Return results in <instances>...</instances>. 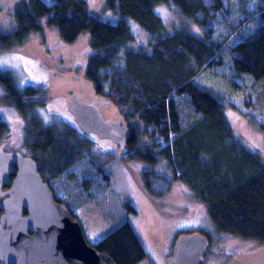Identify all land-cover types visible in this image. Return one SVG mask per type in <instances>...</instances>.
I'll use <instances>...</instances> for the list:
<instances>
[{
	"label": "trees",
	"instance_id": "16d2710c",
	"mask_svg": "<svg viewBox=\"0 0 264 264\" xmlns=\"http://www.w3.org/2000/svg\"><path fill=\"white\" fill-rule=\"evenodd\" d=\"M166 2L174 3L186 19L201 29L202 35H195L185 26L170 30L155 12V5ZM104 4L108 13L111 11L119 19L111 22L92 14L87 0H20L11 11L13 29L0 30V52L18 50L29 34L41 33L44 27L67 43L85 34L91 53L86 58L84 78L94 95L108 98L121 117L126 121L136 119L143 126L127 121L131 131L127 151L131 158L151 164L157 158L165 160L168 172L164 171L161 183L157 173L150 177L151 181L144 182L155 188L149 190L159 196L169 190L174 180L181 181L206 205L216 230L264 241V159L237 138L226 114L225 99L193 81L205 69L221 65L224 55L228 56L224 62L233 76L249 77L257 83L264 80V0L257 12L259 26L236 41L234 36L254 14L244 15L233 24L230 13L223 14V0H104ZM218 14L222 15L227 33H215ZM126 18L148 33L145 46L134 44L135 35ZM0 87L27 123L25 144L51 190L49 181L56 182L63 176H69L72 182L80 180L86 190L96 177L109 184L110 175L94 156L87 166L89 175L82 173L75 178L76 165L83 162L89 147L83 143L86 134L68 123L61 128L43 125L35 110L45 102L41 87H20L2 68ZM178 95L187 97L195 113L186 127L181 124L175 101ZM148 126L152 127L150 137L157 134L160 138V147L159 143L145 148L135 146L136 136L141 129L146 133ZM259 127L264 132V123ZM4 129L0 122V132ZM151 172L143 173L147 177ZM55 198L69 207L72 218L77 220L67 201ZM121 204L128 215L136 213L129 200ZM93 246L116 264H138L147 257L127 220Z\"/></svg>",
	"mask_w": 264,
	"mask_h": 264
},
{
	"label": "rangeland",
	"instance_id": "374dc122",
	"mask_svg": "<svg viewBox=\"0 0 264 264\" xmlns=\"http://www.w3.org/2000/svg\"><path fill=\"white\" fill-rule=\"evenodd\" d=\"M19 1L0 0L1 31L9 32L13 29L11 11ZM44 1L50 3L52 0ZM87 2L92 14L109 19L111 22L119 19V16L111 11L108 13L104 0H87ZM262 4L263 0H223V8L226 10L221 13L229 12L233 24H237L244 15L254 14L253 18L243 24L240 33L234 36L233 41L247 36L259 26L257 12ZM155 12L170 30L185 26L195 35H202L201 29L186 19L172 2L155 5ZM126 20L135 35L134 44L145 46L148 42V33L134 20L130 18ZM217 21L215 33L217 32L218 35L227 33L228 29L222 23V15H217ZM90 53L88 37L85 34L82 33L74 42L67 43L62 41L55 31L44 27L41 33L29 34L18 50L0 52V68L8 70L20 87L46 85L42 93L44 105L35 108L43 125L61 128L68 123L71 127L78 128L66 107L65 101L69 99L56 94L57 89L54 88V84L57 85V81L53 80L52 83L47 81V77L64 75L69 79L73 76L83 78L86 58ZM222 57L221 65L205 69L196 75L193 81L201 87L210 88L225 99L226 114L237 138H240L246 146L255 148L264 159V132L259 127L260 123H264V92H262L264 80L257 83L249 77L233 76L229 64L224 62L228 56ZM70 85L74 86L75 83L71 82ZM75 87H78L75 91H80L77 95L81 93L83 96L84 93L86 99L91 97L87 86ZM175 101L180 112L181 124L186 127L195 113L186 96H175ZM111 110L106 111L108 117L116 116ZM0 118L4 119L9 129L8 134H3L1 138L5 149L20 150L26 155H31V151L24 143L25 121L10 105L4 91H0ZM128 122L138 123L141 128L143 127L136 119H129ZM151 129L152 127L148 126L146 133L141 129V133L136 136L135 146L145 148L155 143H159L158 147L162 145L157 134L150 137ZM77 131L80 132V129L78 128ZM83 143L89 147L82 158L83 162L76 165L75 178L82 173L89 175V172H86L87 166L92 164L90 157L94 156L110 175L109 184L107 182L105 185L102 177H96V181L90 182L88 190L80 180L72 182L69 176H63L56 182L51 179L49 182L55 196L67 201V204L73 208L89 243L93 244L120 222L127 220L147 252V257L138 264H171L167 259V253L172 251L178 237L194 232H199L208 239L209 246L204 256L205 264H264V241L216 230L206 205L195 198L181 181L174 180L169 190L159 196L149 190L150 187L152 191L155 190L152 184L145 183V186L144 182L154 173L160 176L156 177L160 183L162 182L160 178L163 177L164 171L168 172L164 159L157 158L156 162L151 164L131 158L129 150L122 154L112 141L100 139L94 133L86 134ZM146 170L153 173L146 177L143 173ZM90 190L93 191L89 195ZM1 200L2 197L0 202ZM123 200H129L136 208L134 215L126 213L121 204Z\"/></svg>",
	"mask_w": 264,
	"mask_h": 264
},
{
	"label": "water",
	"instance_id": "95a60500",
	"mask_svg": "<svg viewBox=\"0 0 264 264\" xmlns=\"http://www.w3.org/2000/svg\"><path fill=\"white\" fill-rule=\"evenodd\" d=\"M67 110L83 134L109 139L120 153L127 150L131 134L121 116L109 118L101 110L111 104L106 97L85 101L82 94L69 95ZM13 180L4 192L0 214V263L2 264H116L106 253L89 243L81 224L68 207L58 201L38 171L33 157L20 151H6L0 145V188ZM208 250L205 235L182 234L169 261L172 264H204Z\"/></svg>",
	"mask_w": 264,
	"mask_h": 264
},
{
	"label": "flooded vegetation",
	"instance_id": "af4514ba",
	"mask_svg": "<svg viewBox=\"0 0 264 264\" xmlns=\"http://www.w3.org/2000/svg\"><path fill=\"white\" fill-rule=\"evenodd\" d=\"M53 80H56L57 81V85H55L54 84V88H56L57 90H55V93L56 94H61V96H63L64 98H66V99H69V97H67V95H72L73 93L74 94H77L78 92H80V91H75V90H77L78 89V87H75V86H78V85H85V86H87V88H88V90H89V94H90V98L89 99H86V97H85V95H84V93H83V100H85V101H89V100H95V99H98L99 98V96H95L94 95V93H93V91H92V88H91V85L89 84V82H87L86 81V79L83 77V78H80V77H76V76H73V77H71V79H69V78H67V77H64V75H61V76H57V75H55L54 77H51L50 78V76L48 75V77H47V81H51L52 83H53ZM71 82H73V83H75V85L74 86H71L70 85V83ZM42 90H45V88H46V85H43L42 84ZM0 91L1 92H3L4 90L0 87ZM4 94H6V92L4 91ZM67 100L65 101V103H66V107H67ZM11 106H13L16 110H17V112L23 117V115L21 114V112L13 105V104H10ZM44 105V104H43ZM105 107H108V108H105ZM108 109H112L111 110V112L114 114L115 113V115H116V110L111 106V104H104V105H102V107H101V110H102V112H103V114L106 116L107 115V117L109 116L108 114H107V110ZM37 114V116H38V118L40 119V117H39V115H38V113H36ZM109 118H113V117H109ZM23 119H24V117H23ZM41 120V119H40ZM24 121H25V119H24ZM42 121V120H41ZM0 122H3L4 123V125H5V129L3 130V131H1L0 132V145L4 148V150H6L5 149V146L1 143V138H2V136H3V134H8V125H7V123L4 121V119H1L0 118ZM26 126H27V123H26V121H25V131H26ZM108 140V139H107ZM111 141V140H110ZM24 143H25V133H24ZM25 146L27 147V145L25 144ZM24 147V146H23ZM28 148V147H27ZM29 149V148H28ZM6 151H20V150H6ZM127 151V150H126ZM126 151L124 152V153H122V154H125L126 153ZM20 152H22V151H20ZM23 153V152H22ZM24 154V153H23ZM26 155V154H25ZM30 156V155H29ZM15 170H16V168L14 167V169H13V171L10 173V176H9V179H8V183H6V184H3L2 186H1V188H0V193L1 192H4L6 189H8V187L10 186V184H11V182H12V180H13V177H14V175H15ZM44 179V178H43ZM50 186V185H49ZM0 197H2V200H3V196H1L0 195ZM2 200H1V202H2ZM1 202H0V207H1ZM2 210V209H1ZM181 236V235H180ZM179 238V237H178ZM176 242H177V240H176ZM176 242H175V244H176ZM175 244H174V246H173V248H172V251L170 252V253H167V255H168V261H169V257L170 256H172L173 255V253H174V250H175ZM208 246H209V243H208ZM207 253V252H206ZM205 256V255H204ZM204 256H203V259H204ZM170 262V261H169ZM171 263V262H170ZM172 264V263H171ZM204 264H205V259H204Z\"/></svg>",
	"mask_w": 264,
	"mask_h": 264
}]
</instances>
